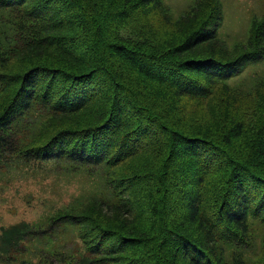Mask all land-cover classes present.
Returning a JSON list of instances; mask_svg holds the SVG:
<instances>
[{"label":"trees","instance_id":"1","mask_svg":"<svg viewBox=\"0 0 264 264\" xmlns=\"http://www.w3.org/2000/svg\"><path fill=\"white\" fill-rule=\"evenodd\" d=\"M0 8V168L89 166L110 192L0 227V245L60 230L86 264H264V80L221 83L264 55V16L228 48L218 0L176 20L159 0Z\"/></svg>","mask_w":264,"mask_h":264},{"label":"rangeland","instance_id":"2","mask_svg":"<svg viewBox=\"0 0 264 264\" xmlns=\"http://www.w3.org/2000/svg\"><path fill=\"white\" fill-rule=\"evenodd\" d=\"M171 20L188 11L193 0H159ZM221 16L215 30L217 39L228 48L245 44L253 20L264 16V0H218ZM8 12L0 8V27L6 31ZM264 80V55L246 63L240 72L221 83L243 93ZM23 170L0 168V227L25 222L33 228L44 227L57 209L75 206L80 200H108L103 171L75 167L61 162L26 165ZM65 224H60L62 229ZM0 264H86V253L74 232L52 231L24 245H0Z\"/></svg>","mask_w":264,"mask_h":264}]
</instances>
